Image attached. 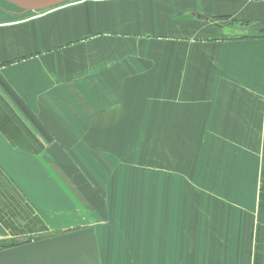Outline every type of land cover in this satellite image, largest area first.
<instances>
[{"label": "crops", "instance_id": "obj_1", "mask_svg": "<svg viewBox=\"0 0 264 264\" xmlns=\"http://www.w3.org/2000/svg\"><path fill=\"white\" fill-rule=\"evenodd\" d=\"M19 9L0 14V264H264V2ZM135 146L156 170L137 191L99 175Z\"/></svg>", "mask_w": 264, "mask_h": 264}, {"label": "rangeland", "instance_id": "obj_2", "mask_svg": "<svg viewBox=\"0 0 264 264\" xmlns=\"http://www.w3.org/2000/svg\"><path fill=\"white\" fill-rule=\"evenodd\" d=\"M18 10H21L19 9V7L12 3V2H9V1H5V0H0V14H4V13H8V14H14V12H17ZM7 16V18H10L11 16L10 15H5ZM250 30V29H249ZM251 32V30H250ZM248 32V33H250ZM248 33H245L246 35ZM239 35V34H238ZM241 35V34H240ZM234 36V35H233ZM100 98L102 99V102H103V106L105 107L106 105V94L105 92H102L100 93ZM134 142L138 141L139 138H131ZM103 150V151H102ZM137 151V146L134 147H131L129 149V151H124V154H122L121 152V159L125 162H128L131 164V166L127 167V164L124 163L126 165V168L125 169H119V168H115V169H107L106 167L105 168H100L99 171H100V176H104L106 178H110V177H118V176H121V177H127V182L128 184L126 185V187L130 186L131 190L130 191H137L138 188H139V178L144 176V173L146 175H153V173L155 174L156 173V170L151 169V168H148V169H141L139 167V161L135 160L134 157L137 155L136 153ZM107 144H106V141L104 142V145L100 146L99 147V150L98 152L95 153V156L99 161H105V159L107 158ZM91 152H86V154H89ZM148 154V153H147ZM83 156L87 159V156L83 154ZM84 157H82V159H84ZM65 159L69 162H75L73 163V166L74 167H78V158H77V155L74 154V153H66L65 154ZM118 160V158L116 159ZM135 160V161H134ZM147 164L149 165V162L146 161ZM76 172H83L85 176L87 177H94V175H91L88 173V171L84 168H81V167H78V169H75ZM67 172H70V169H66ZM140 171L144 172L143 174L140 173ZM96 172V171H95ZM165 174H169L168 172L164 171ZM98 175V173H97ZM177 176H180L179 174H173L172 175V182H176L178 180V177ZM185 180V179H184ZM185 184V183H184ZM184 184H181L179 186H182ZM148 185V184H146ZM160 189V186L158 187ZM149 191V190H148ZM104 192H108V190H104ZM172 194H176V187L175 185L173 184V187H172ZM111 201V200H110ZM111 203V202H110ZM121 203V202H119ZM130 205H132L134 202L133 201H129ZM213 208H216V206H214L212 204Z\"/></svg>", "mask_w": 264, "mask_h": 264}, {"label": "water", "instance_id": "obj_3", "mask_svg": "<svg viewBox=\"0 0 264 264\" xmlns=\"http://www.w3.org/2000/svg\"><path fill=\"white\" fill-rule=\"evenodd\" d=\"M9 1L26 10H45L67 3L71 0H9ZM191 15H194L199 19H206V16L199 12H192Z\"/></svg>", "mask_w": 264, "mask_h": 264}, {"label": "built area", "instance_id": "obj_4", "mask_svg": "<svg viewBox=\"0 0 264 264\" xmlns=\"http://www.w3.org/2000/svg\"><path fill=\"white\" fill-rule=\"evenodd\" d=\"M255 1H257V2H264V0H255Z\"/></svg>", "mask_w": 264, "mask_h": 264}]
</instances>
